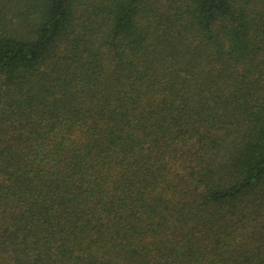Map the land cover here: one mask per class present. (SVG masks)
<instances>
[{
    "label": "trees",
    "instance_id": "obj_1",
    "mask_svg": "<svg viewBox=\"0 0 264 264\" xmlns=\"http://www.w3.org/2000/svg\"><path fill=\"white\" fill-rule=\"evenodd\" d=\"M0 264H264V0H0Z\"/></svg>",
    "mask_w": 264,
    "mask_h": 264
}]
</instances>
